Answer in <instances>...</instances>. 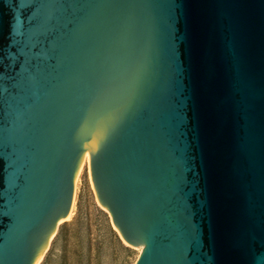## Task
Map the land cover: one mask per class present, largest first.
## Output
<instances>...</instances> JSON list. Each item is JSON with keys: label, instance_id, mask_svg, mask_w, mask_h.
Here are the masks:
<instances>
[{"label": "water", "instance_id": "obj_1", "mask_svg": "<svg viewBox=\"0 0 264 264\" xmlns=\"http://www.w3.org/2000/svg\"><path fill=\"white\" fill-rule=\"evenodd\" d=\"M86 150L133 264H261L264 0H0V264L42 255Z\"/></svg>", "mask_w": 264, "mask_h": 264}, {"label": "rangeland", "instance_id": "obj_2", "mask_svg": "<svg viewBox=\"0 0 264 264\" xmlns=\"http://www.w3.org/2000/svg\"><path fill=\"white\" fill-rule=\"evenodd\" d=\"M74 179L72 205L35 264H133L141 246L124 242L97 201L88 161Z\"/></svg>", "mask_w": 264, "mask_h": 264}, {"label": "bare ground", "instance_id": "obj_3", "mask_svg": "<svg viewBox=\"0 0 264 264\" xmlns=\"http://www.w3.org/2000/svg\"><path fill=\"white\" fill-rule=\"evenodd\" d=\"M84 160H87V161H88V150H86V151L84 152V154H83L82 161H84ZM82 161H81V163H82ZM80 165H81V164H80ZM79 167H80V166H79ZM78 169H79V168H78ZM76 177H77V176L75 175V178H76ZM75 178H74V179H75ZM71 205H72V203H71ZM70 209H71V208H70ZM69 212H70V211H69ZM68 214H69V213H68ZM68 214H67V216H68ZM67 216H66V217H67ZM66 217H65V218H66ZM61 220H62V219H61ZM36 261H37V260H36ZM35 263H36V262H35ZM35 263H34V264H35Z\"/></svg>", "mask_w": 264, "mask_h": 264}, {"label": "snow or ice", "instance_id": "obj_4", "mask_svg": "<svg viewBox=\"0 0 264 264\" xmlns=\"http://www.w3.org/2000/svg\"><path fill=\"white\" fill-rule=\"evenodd\" d=\"M102 118V117H101ZM261 264H264V261H261Z\"/></svg>", "mask_w": 264, "mask_h": 264}]
</instances>
